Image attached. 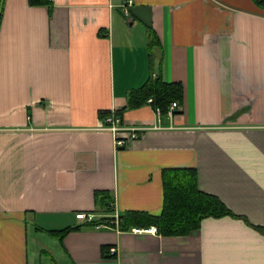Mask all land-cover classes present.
<instances>
[{"label":"crops","instance_id":"crops-1","mask_svg":"<svg viewBox=\"0 0 264 264\" xmlns=\"http://www.w3.org/2000/svg\"><path fill=\"white\" fill-rule=\"evenodd\" d=\"M123 2L2 0L0 264H264V7L133 0L129 21ZM158 75L183 86L181 110H124L123 127L146 130L117 147L101 111ZM166 168L194 169L234 216L183 236L104 224L55 235V250L39 239L84 224L78 212L159 215Z\"/></svg>","mask_w":264,"mask_h":264},{"label":"trees","instance_id":"trees-1","mask_svg":"<svg viewBox=\"0 0 264 264\" xmlns=\"http://www.w3.org/2000/svg\"><path fill=\"white\" fill-rule=\"evenodd\" d=\"M264 7V0H255ZM31 6H52L53 0H28ZM2 0H0V25L2 22ZM148 28L149 47L155 45L158 40L157 34ZM152 55V51L150 52ZM154 109H160L162 114H167L173 101H182L183 86L177 82H165L160 75L151 76L143 85L132 89L127 95L126 106L115 112L121 117L126 109L139 108L144 104H149ZM112 114V111H101V117L105 118ZM164 203L162 212L159 215L146 211L128 210L119 214L118 223L115 217H102L91 222L76 226H68L60 230H50L59 239L73 231L81 229L83 226L97 227L101 224L117 227L122 231L132 228H149L156 226L158 233L165 236H183L197 230L203 219L207 217H222L234 214L215 195L209 194L199 189L197 172L188 168H166L163 170ZM97 206L102 207L107 213L111 211V204L114 201L113 195L109 191H97L95 194ZM264 232V230L260 229Z\"/></svg>","mask_w":264,"mask_h":264},{"label":"built area","instance_id":"built-area-1","mask_svg":"<svg viewBox=\"0 0 264 264\" xmlns=\"http://www.w3.org/2000/svg\"><path fill=\"white\" fill-rule=\"evenodd\" d=\"M133 4V0H124L122 3V8L125 16L129 19V21L133 20L130 14V7ZM153 101L152 98L148 100L150 104ZM181 110V103L179 101H173L168 109L167 115L174 116L176 113H179ZM157 117L160 119L162 117V111L160 109H155ZM115 110L112 111V114L104 118L105 124L103 125L104 129L110 130L115 133L116 145L117 147H125L127 142H130L134 139H138L141 137L144 132L145 128L142 127H123L122 126V119L121 117L115 115ZM115 223H118L119 214L116 212L115 215ZM76 218L83 220V222H91L95 220L94 213H85V212H78L76 213ZM104 224L98 225L97 227H101ZM146 232L152 234H158V228L156 226H151L144 230Z\"/></svg>","mask_w":264,"mask_h":264},{"label":"rangeland","instance_id":"rangeland-1","mask_svg":"<svg viewBox=\"0 0 264 264\" xmlns=\"http://www.w3.org/2000/svg\"><path fill=\"white\" fill-rule=\"evenodd\" d=\"M31 237H32V235H31ZM38 237H39L40 240H42V242L45 244V246H48L49 248L55 250V245H53V244L57 243V239H56V236L54 234L51 235V234H48V233H42V234H39ZM32 246H33V248L37 247L34 243L32 244ZM45 246L42 247V248H46ZM44 258L47 259L49 264H51V262H50L51 259L50 258L45 257V255H44Z\"/></svg>","mask_w":264,"mask_h":264}]
</instances>
